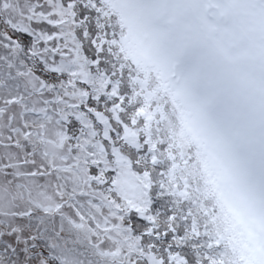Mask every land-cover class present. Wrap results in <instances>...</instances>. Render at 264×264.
<instances>
[{"label":"snow or ice","instance_id":"1","mask_svg":"<svg viewBox=\"0 0 264 264\" xmlns=\"http://www.w3.org/2000/svg\"><path fill=\"white\" fill-rule=\"evenodd\" d=\"M0 264H264V0H0Z\"/></svg>","mask_w":264,"mask_h":264}]
</instances>
